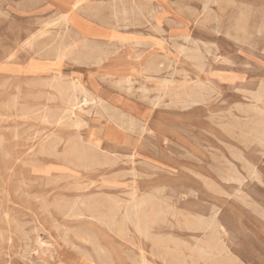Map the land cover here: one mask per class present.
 Here are the masks:
<instances>
[{
    "label": "rangeland",
    "instance_id": "rangeland-1",
    "mask_svg": "<svg viewBox=\"0 0 264 264\" xmlns=\"http://www.w3.org/2000/svg\"><path fill=\"white\" fill-rule=\"evenodd\" d=\"M71 1L0 0V264H55L62 246L67 264H208L195 250L216 254L214 242L218 264H264V143L254 134L264 126V0H86L77 14L94 31L87 48L58 19ZM60 38L72 46L61 60ZM53 74L142 117L125 129L99 107L79 111L83 143L109 153L106 164L87 170L63 156L75 134L55 123ZM133 190L165 209L149 239L58 210L112 197L120 219ZM214 211L218 234L190 227Z\"/></svg>",
    "mask_w": 264,
    "mask_h": 264
},
{
    "label": "bare ground",
    "instance_id": "bare-ground-1",
    "mask_svg": "<svg viewBox=\"0 0 264 264\" xmlns=\"http://www.w3.org/2000/svg\"><path fill=\"white\" fill-rule=\"evenodd\" d=\"M86 0H72L69 4V9L59 15V20L63 25L66 26L67 29H69V26L77 25L78 30L74 32L75 37L78 39V41L73 42V44H80L82 47L87 48L91 46V38L94 34V31H91L86 28V25L84 24L85 21L81 18L77 19V10L84 4ZM115 1V0H114ZM106 3V2H105ZM205 2H203L204 4ZM208 4H210L207 1ZM213 3V2H212ZM215 3V2H214ZM216 4V3H215ZM123 5V4H122ZM132 5V3H131ZM206 5V3H205ZM238 6V5H237ZM247 7V5H246ZM187 8V7H186ZM205 8V7H204ZM117 9V8H116ZM122 9V8H121ZM242 9V7H241ZM195 10V9H194ZM207 10V9H206ZM83 11V10H82ZM91 11V10H90ZM125 12V11H124ZM123 12V13H124ZM242 12V10H241ZM117 13V12H116ZM194 13V12H193ZM216 13V12H215ZM119 14V13H118ZM211 14V13H210ZM130 15V14H129ZM188 15V14H187ZM216 17V16H215ZM163 19V18H162ZM124 20V19H123ZM126 21V20H125ZM162 21V20H161ZM124 22V21H123ZM108 25V24H107ZM116 25V24H115ZM114 27V26H113ZM117 28V27H116ZM70 30V29H69ZM216 30V29H215ZM116 36L115 34H112L109 36V38H113ZM189 37V36H188ZM175 38V37H174ZM187 38V37H186ZM187 40V39H186ZM239 40V39H238ZM30 40H27L26 43H29ZM185 41V40H184ZM118 42V41H116ZM121 42V41H120ZM93 43V42H91ZM108 44V43H106ZM124 44V43H123ZM191 44V43H190ZM102 45V44H101ZM178 45V44H177ZM56 46V55L58 59H63L65 57L70 56L72 54V46L71 44H67L65 42L64 38H60L57 42ZM74 46V45H73ZM99 47V46H98ZM111 47V46H109ZM173 47V46H172ZM179 47V46H178ZM47 48V47H46ZM112 48V47H111ZM119 48V47H118ZM120 49V48H119ZM178 49V48H177ZM185 49V48H183ZM97 50V48L95 49ZM94 50V51H95ZM135 50V49H134ZM190 50V49H189ZM51 51V50H50ZM92 51V53L94 52ZM98 51V50H97ZM96 51V52H97ZM104 51V50H103ZM158 51V50H157ZM156 51V52H157ZM195 51V50H194ZM105 52V51H104ZM103 52V53H104ZM115 52V51H114ZM184 51H182L183 53ZM151 53V52H150ZM203 53V52H202ZM78 54V53H77ZM99 54V53H98ZM109 54V53H108ZM113 54V52H112ZM141 54V53H138ZM76 55V53H75ZM94 55V54H93ZM107 55V54H106ZM135 55V54H134ZM145 57V55H143ZM158 56V55H157ZM83 57V56H82ZM89 57V56H88ZM92 57V56H90ZM101 57V56H100ZM104 57V56H103ZM159 57H162L159 56ZM187 57V56H186ZM193 57V56H192ZM81 57H78L80 60ZM85 58V57H84ZM110 58V57H108ZM107 58V60H108ZM120 58V57H118ZM142 58V57H141ZM139 58V59H141ZM147 58V57H146ZM164 58V57H163ZM190 58V57H189ZM117 59V58H116ZM138 59V60H139ZM86 60V59H85ZM84 60V61H85ZM146 60V59H145ZM158 60V58H157ZM163 60V59H162ZM89 61V60H88ZM148 61V60H147ZM169 61V60H168ZM81 62V60H80ZM101 61H99L100 63ZM153 62V61H152ZM163 63V61H160V63ZM85 63V62H83ZM82 63V64H83ZM98 63V62H97ZM98 63V64H99ZM140 63V62H139ZM156 63V62H155ZM157 64V63H156ZM156 64H148L150 66L156 65ZM159 64V63H158ZM93 65V64H92ZM135 65V64H134ZM140 65V64H139ZM137 66V65H136ZM143 66V65H142ZM158 66V65H157ZM167 66V65H166ZM92 67V66H91ZM107 67V66H106ZM109 67V66H108ZM117 67V66H116ZM139 67V66H138ZM154 68V66H152ZM111 68V67H109ZM144 68V67H143ZM151 68V70L153 69ZM160 68V67H156ZM154 68V70L156 69ZM150 69V67H149ZM148 69V70H149ZM170 69V68H169ZM110 70V69H109ZM119 70V69H118ZM157 70V69H156ZM160 70V69H159ZM176 70V69H175ZM124 71V70H123ZM150 71V70H149ZM161 71V70H160ZM61 72V71H60ZM135 72V71H134ZM146 72V71H145ZM148 72V71H147ZM156 72V71H155ZM175 72V71H174ZM177 72V71H176ZM129 73V72H128ZM150 73V72H148ZM158 73V72H157ZM159 74V73H158ZM177 74V73H176ZM109 75V74H108ZM107 75V77H109ZM141 75V74H140ZM143 75V74H142ZM132 76V75H130ZM113 77V76H112ZM134 77V76H133ZM137 77V76H136ZM145 77V75H144ZM111 78V75H110ZM118 78V77H117ZM149 78V76H148ZM135 79V78H134ZM103 80V78L101 79ZM156 80V79H155ZM161 80V79H160ZM187 80V79H186ZM104 81V80H103ZM106 81V80H105ZM117 81V80H113ZM119 83L123 81L124 83L129 81L127 76H119L118 78ZM117 81V82H118ZM171 81V80H170ZM169 81V82H170ZM183 81V80H182ZM107 82V81H106ZM109 82V81H108ZM122 82V83H123ZM136 82V81H135ZM168 82V83H169ZM173 82V80H172ZM175 82V81H174ZM173 82V83H174ZM120 83V84H122ZM123 83V84H124ZM160 84V82H157ZM164 83V82H163ZM171 83V82H170ZM184 83V82H183ZM111 84V83H109ZM165 84V83H164ZM179 84V83H178ZM125 85V84H124ZM129 85V84H128ZM170 85V84H169ZM47 86L51 89H54L58 95H59V101L61 103V111L59 115L54 119L55 123L57 125H66L73 129L74 136L73 138H70L68 140V143L65 146V149L63 150V156L66 157L70 162L78 164V166H81L84 169H92L94 166H100L101 164H106L108 160L109 153H105V151L102 150L101 146H97L96 144H84L83 140L81 138V128L84 126L82 123V120L79 116V111L83 110L84 105H91L93 107H99L103 111H106L108 114L109 122L119 125L120 127H123L125 129H132L135 125L141 126L143 124L142 117H139L138 114L134 113L130 109H126L123 107H118L116 104L109 102L103 94H99L97 91L93 90V88L89 85V83L84 82L79 77L78 78H70V79H64L63 75L61 74H53L51 75V81L47 83ZM123 85H121L122 87ZM126 86V85H125ZM159 86V85H157ZM168 86V85H167ZM182 86V85H181ZM119 87V85L117 86ZM124 87V86H123ZM144 87V86H143ZM147 87V86H146ZM172 87V86H171ZM130 88V87H129ZM132 88V87H131ZM162 88V87H160ZM180 88V87H179ZM122 89V88H121ZM155 89V88H154ZM178 89V88H177ZM152 90V88H151ZM150 90V92H151ZM167 90V88H166ZM165 90V91H166ZM169 90V88H168ZM137 91V90H136ZM174 91V90H173ZM129 93V92H127ZM171 93V92H170ZM169 93V95H170ZM133 95V94H132ZM146 95V94H145ZM182 95V94H181ZM163 97V96H162ZM166 97V95H165ZM155 98H158L156 95ZM154 98V99H155ZM170 98V97H169ZM178 98V97H177ZM15 99V98H14ZM109 99V98H108ZM145 99V98H144ZM193 99V98H192ZM201 100V99H200ZM14 101V100H13ZM148 101V100H147ZM156 101V100H155ZM161 101V100H160ZM163 101V100H162ZM150 102V101H149ZM159 102V101H158ZM157 102V103H158ZM184 102V101H183ZM145 103V102H144ZM153 103V102H152ZM170 103V102H169ZM175 103V102H173ZM177 103V102H176ZM179 103V102H178ZM150 104V103H149ZM125 105V104H124ZM143 105V104H142ZM161 105V104H160ZM175 105V104H174ZM126 106V105H125ZM156 106V104H155ZM167 106V105H166ZM165 106V107H166ZM177 106V105H176ZM175 106V107H176ZM183 107V105H181ZM185 106V105H184ZM168 107V106H167ZM264 107V106H263ZM144 108V107H143ZM152 109V108H151ZM250 110V109H249ZM136 111V110H135ZM262 112V111H261ZM256 113V112H254ZM259 114V113H258ZM46 117V116H45ZM146 117V116H145ZM258 118V117H257ZM145 119V118H144ZM252 119V118H251ZM261 119V118H260ZM258 125H256L257 127ZM137 127V126H136ZM139 128V127H138ZM143 128V127H142ZM253 128V127H252ZM245 133V132H244ZM243 133V134H244ZM248 134V133H247ZM255 138L258 139L260 142L264 143V126L257 127L254 129ZM51 135V134H50ZM211 135V134H210ZM214 136V135H213ZM50 137V136H49ZM48 137V138H49ZM47 138V139H48ZM216 139V138H215ZM60 138H56L55 141H59ZM44 141V140H43ZM46 141V139H45ZM86 143V142H85ZM225 144V143H223ZM56 145L57 143L51 145L48 147V151L50 153H56ZM261 145V144H260ZM263 145V144H262ZM227 146V145H226ZM183 149V148H182ZM237 149V148H236ZM185 150V149H184ZM232 150V149H231ZM135 151V150H134ZM217 152V150H215ZM187 152V151H186ZM230 152V151H229ZM134 154V152H133ZM132 154V156H134ZM212 154V153H211ZM233 154V153H232ZM235 154V153H234ZM212 157H210L211 159ZM217 159V158H216ZM224 159V157H223ZM226 160V159H225ZM112 161V160H111ZM217 162V161H215ZM126 163V162H125ZM151 163V162H150ZM209 166V165H207ZM211 166V165H210ZM223 166V165H222ZM212 167V166H211ZM209 168V167H208ZM252 168V167H251ZM162 169V168H161ZM217 169V168H216ZM231 169V168H230ZM192 170V169H191ZM214 171V169H212ZM227 170V169H226ZM255 170V169H254ZM231 172V171H230ZM218 173V171H217ZM250 173V172H249ZM219 174V173H218ZM199 175V173H198ZM217 175V174H216ZM226 175V174H225ZM253 175V173H252ZM218 176V175H217ZM251 176V175H250ZM256 176V175H255ZM68 177H73L72 175H68ZM203 177V176H201ZM200 178V176H199ZM206 179V178H205ZM204 180V179H203ZM207 180V179H206ZM205 180V181H206ZM212 181V180H211ZM210 182V181H208ZM213 182H211L212 184ZM82 183H76L75 186L77 189H88L93 186V183H90L89 185H81ZM91 185V186H90ZM241 185V183H240ZM218 187V186H217ZM223 192V191H222ZM236 192V191H235ZM235 196V195H234ZM240 197V196H239ZM122 207L121 204H119L115 199L112 197H93V198H83V199H77L72 204H69L66 208L61 209V207H58L59 212L64 216H73V217H85L87 219H94L98 221L100 224L106 226L109 230L116 231L117 234H123L126 230V224H131L134 231L140 235L141 237H144L146 239H149L151 237V227L154 223H156L159 219H162V215L165 213L164 207H162L160 204L156 203L154 199L151 196H139L137 193V190H133V192L130 194V202L124 206V211L122 214V217L120 219H117L118 210ZM257 209V208H256ZM258 210V209H257ZM257 212V211H256ZM216 213L217 211L213 212V216L210 218L208 222H203L200 218L197 219V222L195 224L194 221L190 222L189 225L191 228L196 229H209L211 231H216L217 234L219 233L218 230V223L216 220ZM260 214V212L258 213ZM185 226V225H184ZM75 230V229H74ZM183 243V242H181ZM215 244L212 246L214 248V252L216 254H213L211 250H208L207 248L199 247L196 249L197 257L207 261L208 264H218L217 260L214 259L213 256H217V253H220L223 251L224 247L221 244H217L218 242H214ZM58 245V244H57ZM66 245V244H65ZM70 246V245H66ZM71 248H74L73 246H70ZM64 246H62L60 249L56 248L57 251V259L55 264H67V260L65 257V253L63 250ZM66 248V247H65ZM95 248V247H94ZM99 249V248H97ZM75 250V249H74ZM77 251V250H76ZM79 253V252H78ZM83 257H89L88 255H85L84 253H79ZM98 254V253H96ZM174 256L178 254L177 250L173 252ZM100 256V255H99ZM103 257V256H102ZM53 258V256H52ZM134 259V258H132ZM174 260L176 261V256L174 257ZM132 261V260H131ZM134 262V261H133ZM165 262V261H163ZM138 263V262H137ZM141 264V263H140Z\"/></svg>",
    "mask_w": 264,
    "mask_h": 264
},
{
    "label": "crops",
    "instance_id": "crops-1",
    "mask_svg": "<svg viewBox=\"0 0 264 264\" xmlns=\"http://www.w3.org/2000/svg\"><path fill=\"white\" fill-rule=\"evenodd\" d=\"M78 18L83 19V18H82L81 16H79V15L77 16V19H78ZM83 20L85 21L84 24L88 23V21H87L86 19H83ZM72 27L74 28V31H77L79 26H77V25H73ZM89 264H92V263H89Z\"/></svg>",
    "mask_w": 264,
    "mask_h": 264
}]
</instances>
